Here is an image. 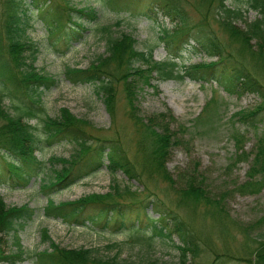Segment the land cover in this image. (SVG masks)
Returning <instances> with one entry per match:
<instances>
[{
    "label": "trees",
    "instance_id": "obj_1",
    "mask_svg": "<svg viewBox=\"0 0 264 264\" xmlns=\"http://www.w3.org/2000/svg\"><path fill=\"white\" fill-rule=\"evenodd\" d=\"M100 1L111 8L127 9L132 13L137 11L133 10L135 5H132L137 2L136 0ZM150 1L174 22V27L171 29L162 27L159 34V40L168 54L165 58L155 59L152 56V46L136 49L135 39L130 33L121 31L113 34L112 24L106 23L96 27L100 33L99 37L103 40L104 51L94 56L84 68L65 66L63 71L71 82L91 83L110 115L113 114L115 106V84L121 81L125 99L130 107L129 115L135 123L143 125L145 129L146 124L150 126L147 131L150 142L140 141L145 144L149 142L145 159L149 170L151 173H160L169 180L163 164L169 146L178 143L183 136L182 125L178 130H169L167 127L169 117L163 113L147 116L146 124L140 121L132 107V80L145 77L148 79L152 76L157 80L184 79L188 76L191 79H212L229 94L257 93L261 101L256 106L235 111L238 121L246 126L256 127L258 122L264 121V0H245L246 9L255 10L257 15L251 20H246L244 25L236 22L237 18L242 17L243 9L231 5L228 0ZM22 3V0H0V176L7 175L24 185L29 182L31 176L41 171V161L33 154L36 146L35 128L28 122L32 117H39L46 143L68 139L75 146L68 159L50 158L58 161L60 166L56 169L49 167L45 173L46 178L38 177L40 182L38 188L41 192L48 195L102 167L111 176L119 171L127 180L138 181L135 167L124 153L116 136L88 135L80 126V122L67 114L65 107H60L55 117L42 112L41 93L44 88L54 83V78L38 71L33 65L37 49L24 34L27 14ZM25 3L34 6L39 11V17L53 27L49 30L50 33L56 32L58 39H62L66 44L77 39L80 29L84 28L76 19H71L69 10L62 9L64 12H61L54 0L48 2L27 0ZM187 4L198 11L200 16L198 20L190 21L185 7ZM67 6L66 8H72L70 5ZM151 6L153 5L150 4L147 8ZM73 10L83 13L89 20H95L97 16L96 11L90 7L87 9L83 6L76 7ZM211 21L216 22L226 32L228 43L222 41L215 33ZM118 22L119 20H116L114 24ZM191 41L196 45L191 44ZM229 42H235L238 46L232 48ZM188 46L193 50L205 51L208 56L215 58L177 68L176 58H180ZM12 96L18 101H10L12 112H9L2 100L4 97L11 100ZM210 101L207 100L197 115V120L200 119L201 122L208 120ZM41 112L43 115L40 116ZM231 137L235 143V158L230 165L235 166L250 159L246 172L247 179L238 184L235 191L260 192L264 189V138H259L255 149L247 152L244 149L242 131L233 130ZM185 190L193 198L206 197L210 201H206L207 204L212 202L210 206L213 205L214 213L225 214L223 195L209 198L207 192L193 178ZM137 194L138 192L121 190L117 185H112L105 193H91L71 201L54 203L50 198H46L43 214L79 226L89 222L103 227L119 228L129 222L135 233L128 237L126 240L128 242H114L107 247L139 243L150 248L154 236L171 243L172 236H176L179 243L172 245L179 251L181 264H186L188 257L192 260L198 257L202 251L198 233L196 234L181 217L156 198L138 199L135 197ZM126 196L130 198L124 200ZM149 206L156 217H151L147 213L146 209ZM32 215V208L26 204L7 207L0 198V264H16L29 258L20 250L16 232L31 219ZM142 223L147 225L152 236L137 234ZM243 231L247 237L251 236V232L259 231L255 237H250L254 241V247L246 262L264 264V215L245 226ZM6 235L11 236L16 248L14 252L8 254H4L2 250L3 238ZM42 237L49 241L44 230ZM204 242L206 243L205 240ZM93 251L81 247L65 249L51 243L47 249L33 254L32 257L35 264H120L115 256L104 260L94 255ZM219 255L224 257L222 261ZM219 255L210 264H227V261L232 259L228 253ZM142 264L157 263L148 260Z\"/></svg>",
    "mask_w": 264,
    "mask_h": 264
},
{
    "label": "rangeland",
    "instance_id": "obj_2",
    "mask_svg": "<svg viewBox=\"0 0 264 264\" xmlns=\"http://www.w3.org/2000/svg\"><path fill=\"white\" fill-rule=\"evenodd\" d=\"M54 1L59 5L61 12L69 10L71 19H76L84 28L80 29L77 39L66 44L62 39H58L56 32L50 33L49 30L53 27L39 17V11L30 4L26 5L27 0H22V7L27 14L24 34L37 49L33 65L38 71L54 78V83L44 88L41 93L42 112L55 117L59 108L65 107L67 114L79 121L88 135L116 136L124 153L134 165L139 180H127L119 171L111 176L102 167L48 195L41 192L38 188V177L46 178L45 173L49 167L56 169L60 166L58 161L50 158L68 159L75 146L68 139L46 143L39 117L30 118L28 122L34 125L36 139L33 154L41 161V171L31 176L29 182L24 185L7 175L0 176L2 203L7 207L26 204L33 210L31 219L16 232L20 250L29 258L16 264H35L32 255L47 249L51 243L65 249L89 248L94 250V255L104 260L115 256L120 264H142L148 260L157 264H181L179 251L172 245L179 243L176 236H172V243L161 241L154 236L150 248L139 243L107 247L114 242H128V237L135 233L134 227H130L129 222L119 228L103 227L89 222L79 226L43 214L46 198H50L54 203L71 201L91 193H105L112 185H117L121 190L138 192L135 195L138 199L156 198L198 233L202 251L193 260L188 257L186 264H210L223 253L232 256L228 263L225 262L227 264H252L246 262V258L253 251L252 238L259 231L251 232L250 238L243 228L264 215V189L258 193L235 191L236 186L247 179L250 159L235 166L230 165L235 158V143L231 133L235 129L242 131L244 149L247 152L255 149L259 138H264V121L258 122L256 127L246 126L237 120L235 111L241 108L252 109L261 101V97L252 92L229 94L212 79H191L186 76L184 79L157 80L152 76L148 79L145 77L132 80V107L140 121L147 123V116L163 113L169 117V130H178L180 125L183 129L180 141L169 146L164 160L163 165L169 180L160 173H151L145 160L149 149L147 144L151 140L147 132L150 126L145 123V129L143 125L135 123L129 115L130 107L125 99L121 81L115 84V106L113 114L110 115L91 83L71 82L65 77L63 70L65 66L84 68L94 56L104 51L103 40L99 37L100 33L96 27L106 23L112 24L113 34L121 31L130 33L135 39L136 49L152 46V56L155 59L165 58L168 54L159 40V34L162 27H174V22L150 0H136L137 2L132 4L135 5L133 10H137L135 13L127 9L111 8L100 0ZM228 2L243 9L242 17L236 19L240 25L257 15L255 10L246 9L245 0ZM150 4L153 6L147 8ZM67 5L73 9L90 7L96 11V19L89 20L83 13L66 8ZM185 7L191 22L199 19V13L193 6L187 4ZM116 20L119 22L114 24ZM211 22L219 38L228 43L226 32L216 22ZM191 44L196 45L194 41H191ZM230 46L236 48L238 44L233 42ZM212 58L215 57L188 46L180 58H176V67L183 68L184 65ZM209 99L211 101L207 121L212 122H201L196 117ZM10 101L17 102L18 99L12 96L11 100L7 97L2 100L6 109L12 112ZM42 112L39 113L40 116L43 115ZM144 140L149 142H140ZM191 176L203 187L209 198L221 195L225 197V214L214 213L213 205L210 206L212 202L207 204L206 197L193 198L187 193L185 189L192 179ZM129 198L126 196L124 200ZM146 210L151 217H156L150 206ZM139 228L137 234L152 236L145 223ZM43 230L46 231L49 241L43 239ZM3 239L4 254L14 252L16 248L11 236L6 235ZM219 256L222 261L224 257Z\"/></svg>",
    "mask_w": 264,
    "mask_h": 264
}]
</instances>
